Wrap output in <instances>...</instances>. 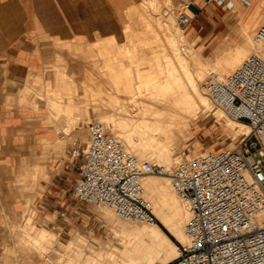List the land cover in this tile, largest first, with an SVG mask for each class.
Listing matches in <instances>:
<instances>
[{
	"label": "bare ground",
	"instance_id": "1",
	"mask_svg": "<svg viewBox=\"0 0 264 264\" xmlns=\"http://www.w3.org/2000/svg\"><path fill=\"white\" fill-rule=\"evenodd\" d=\"M135 2L136 9L133 14L130 13L131 17H128L138 26L142 24L141 28L133 30V24L128 26L125 30L126 40L122 42L123 44H117L114 37L110 36L99 39L94 46L97 55L126 56L130 65L136 68L134 72L129 65L125 66L119 62V71L113 72L111 71L113 63L103 65L106 67L105 71H108L104 75L106 76L104 93L107 95L105 100L108 101L109 107L116 109L115 111L108 114L100 113L98 110L104 95L103 97L102 95L99 97L90 95L91 79L97 75L92 72L102 64L96 60V55L94 57L90 54L91 50L94 51L93 47L89 49V55L86 57L91 68L89 66L85 75L71 78L63 71H58L53 84L49 79L41 77L35 79L32 89L43 91L38 93L46 99L45 104L49 113L47 121L54 122L55 128L64 129L67 124L64 133L73 129L77 137L84 141L82 121L84 118L80 111L89 113L90 108L93 114L91 115L97 119L96 121L109 128L139 161L150 158L154 160L153 162L173 168L182 161L181 150L187 146L186 140L193 133V125L199 114L210 112L211 118L224 121L223 117L226 113L210 100L204 90L206 80L209 78L225 79L248 56L263 52L261 46L253 39L258 21H255L252 16L241 22V17H246L252 7H255V14H257L264 8V0H248L249 6L246 9H242L237 0L231 2L230 11L238 17L241 25L240 39L232 42L228 47L218 45L215 55L204 53L201 49H193L187 41L188 38L186 39L184 29L176 24L172 0H165L167 7L164 18L154 15L155 13L152 15L146 9L143 0H135ZM146 2L153 7V11L160 4V0H147ZM134 18L137 19L134 20ZM260 25L264 26V20ZM142 36L144 39H141ZM251 45L253 51L249 53L248 47ZM140 64H146V67L140 69ZM75 79H79L84 87L85 101L82 110L70 89L71 85L76 84ZM132 86L134 88H131ZM90 101L94 102V105ZM128 102L134 103L135 112L128 109ZM88 105L91 107L88 108ZM65 110L71 112L72 120L64 118L62 114ZM233 120L227 122L232 135L235 137L243 133L247 136L250 132L249 123L243 120ZM65 139V136L61 137L56 144L61 152ZM196 147L192 149V154L198 151ZM227 149L232 148L227 147ZM43 171L48 172L47 167ZM162 176L169 180L145 175L141 178V184L154 218L169 230L176 242L171 240L159 223L154 220L148 222L125 220L118 217L110 207L100 205L105 224L109 225L113 235L119 239V245L104 243L103 246H99L92 264H170L178 259L180 248L177 243L182 245L187 243L185 227L191 216V210L187 200L181 197L173 187L171 177ZM5 217V225L11 230L13 222L7 215ZM253 220L258 226H264V208L255 214ZM32 229L33 225L29 216L23 217L17 228L22 239L40 258L45 256L52 261L56 259L59 264H88L90 258L83 262L80 257L83 253L81 238L69 240L70 248L69 251L64 250L66 259H63L59 258L54 251L53 244L57 233L42 226L38 235L32 237ZM4 253L3 262L7 264L11 260V254L9 255L6 250Z\"/></svg>",
	"mask_w": 264,
	"mask_h": 264
},
{
	"label": "built area",
	"instance_id": "2",
	"mask_svg": "<svg viewBox=\"0 0 264 264\" xmlns=\"http://www.w3.org/2000/svg\"><path fill=\"white\" fill-rule=\"evenodd\" d=\"M193 0H180L177 22L187 25ZM229 0H215L227 7ZM247 5V0H242ZM253 39L262 53L248 56L225 79L209 78L204 90L231 118L249 123L250 132L232 149H208L173 168L139 161L104 124H85L87 141L71 155L80 159L71 195L104 205L125 220L152 221L141 178L169 175L191 216L176 264H264V226L253 218L264 208V26Z\"/></svg>",
	"mask_w": 264,
	"mask_h": 264
},
{
	"label": "rangeland",
	"instance_id": "3",
	"mask_svg": "<svg viewBox=\"0 0 264 264\" xmlns=\"http://www.w3.org/2000/svg\"><path fill=\"white\" fill-rule=\"evenodd\" d=\"M143 1L147 7L146 9L152 15L155 13L154 15H157L160 18H164L163 17L164 12L167 7L165 0L164 1L160 0V4L158 5L159 8L157 6V9L154 10L155 12L153 11V7L149 6V4L146 2L147 0H143ZM233 1L229 0L228 1L229 6L227 5V7L223 9L224 7L216 5L215 0H193L190 9L188 11V15L191 18V21L187 25H180L177 22V11L179 9L180 0H172V10L176 18V24L178 27L184 29L186 39L188 38L187 41H189L193 49L195 50L201 49L204 53L212 55L214 52L213 49L216 50L218 45L220 44L225 45L229 40L238 41L240 39V31L238 29V26L241 28V25L238 22L239 19L238 17L234 16V12L230 11L231 2ZM237 1L242 9L248 8L249 2L247 5H245L242 3V0H237ZM119 2L124 12L126 24H125V29L121 33V35L117 39L114 38V40L117 44L118 43L123 44L126 40V36H125L126 28L128 26H132L133 24V28H134L133 30H136V29H140L142 24L139 23L140 25L138 26L137 23H133L132 20L129 19L131 17L130 13L133 14L134 10L136 9L135 0H119ZM198 2L200 5H209L208 14L210 15V18H212L215 21V23L218 22L221 23L216 26V30L213 31L212 34H210V36L208 37L206 35L207 33L203 34L201 32L199 33L193 32V34H191L193 22L197 17V14L193 9V5ZM255 11H256L255 7L250 8L248 15H246V17L243 18L241 17V22H243V20L246 21L247 19L253 16L255 18L254 20L258 21L255 27V29H257V27L260 26V24L264 20V8L258 11L257 14H255ZM133 17L135 16L133 15ZM136 19L137 18H134V20ZM214 21H212V24L214 23ZM224 23L225 25L228 26L229 29L217 33V31L220 30V28L223 26ZM215 34L218 35L216 36ZM104 38L107 37H98L94 40L95 42L86 41L85 39H81L79 37L76 39L74 38L72 47H75L74 44L78 45L81 53L80 51L75 52V55L74 54L73 55L76 57V59H73L72 58L73 55H71L69 52V47L67 45H63V46L61 45V47L66 50L67 56L65 59L64 55H61L60 58L58 59L60 63L66 64V70L68 73L70 74L76 73L77 75H74L75 77H77L78 75L83 76L88 72L90 66V64L88 65V61L86 59L87 55H89V51H90L89 49L94 48L93 49L94 51L91 50L90 54H92L94 57L96 55L97 56L96 60L99 62V64L101 63L102 64L98 69L92 72L93 74H97V75L91 79L92 84L89 87V92L90 95L93 97H99L100 95H102L103 97L104 95L103 99H101L100 102L101 107L98 111H100V113L104 112L108 114V113H112L116 109L109 107L110 105L108 101L105 100L107 95L104 93L106 89L104 86V81L106 79V76L104 75L106 72L108 73V71H105L106 67L103 65L106 63H113L111 70L113 72L119 71L120 69L118 65L119 62H122L125 66L129 65V67L134 72L136 71V68L134 65H130L129 59L126 56L116 55L115 57V55H110L108 57L106 55H100V54L97 55L94 46L99 42V39H104ZM223 38H226L225 42L220 40ZM141 39H144V37L142 36ZM248 50L249 53L253 51V46L252 45L249 46ZM79 61L83 65V71H82L81 63ZM54 64L55 63L48 65L46 67L45 76L47 78L50 77L49 75L56 69ZM145 67L146 64L139 65L140 69H143ZM80 80H82V78ZM80 80L75 79L76 84L71 85L70 89L75 95V98H77L79 107L82 110L83 108L82 105L84 104L85 99L83 97L84 87ZM131 88H134V86H132ZM36 91L30 88L27 93L28 98L26 99L25 102L20 101V98L23 96V94H21L22 91H20L15 97L8 98V100H10L12 103L11 106L15 107L16 105L17 106L29 105L36 110V113L38 115L36 120L39 123V126L37 127L40 129V132L30 131V133H33L34 138L35 137L37 138L34 139V141L32 142L30 141V143H26L27 146L24 149L23 157L17 159L16 161H12V163L10 162L11 164L9 165V167L7 166L4 167L0 165V264H5V262H3L4 260L3 253L5 252V250L7 251V253H9V255L11 254V260H9L7 264H40L42 261H43L42 264H59L56 259L55 261H52L50 258L45 256L40 258V256L37 253H35V251L31 248V246L22 239V237L18 233L17 228L19 224L22 222L23 217L25 216L30 217V222L33 225V229L31 232L32 237L38 235V232L42 226H44L45 228L47 227L48 230L54 233H57L56 240L53 245H54V251L59 256V258L66 259L64 250L69 251L70 247L68 245H69V240L71 238H75V239L81 238L83 240L82 242L83 253L81 254L80 257L83 260V262H85L87 258L88 259L90 258L88 264H92V261L95 258L99 246H103L104 243L119 245V239L113 235L112 229L109 227V225L105 224V220L102 217L101 206L82 203L78 201L75 197H71L70 200H68L69 206L67 209L57 206L56 207L48 206L46 204L45 188L47 183L51 181L54 175H57L62 172L63 166L66 163H68L70 166L71 163H74L73 168L78 175V166L80 164V159L78 157L72 156L71 151L77 144L80 143L83 144L87 141L85 124L89 121H96L97 119L94 118V116H92L93 114L92 112H90L91 109L89 108L91 106L88 105L89 113L88 112L84 113L83 111H80V114L84 118V120L82 121L84 123L83 128L85 133V140L84 141L80 140V138L77 137L75 130L73 129L68 130L69 132L65 131L64 133L67 124L66 126L64 124L63 125L65 126L64 129H61V128H55L54 122L51 121L52 123H50L49 121H46L48 116V111L45 104L46 99H44V97L38 93V92L42 93L43 92L42 90L41 91L36 90ZM40 96H42V98ZM91 104L94 105V102H91ZM127 105H128V109L130 108V111L135 112L136 108H134L133 102L132 103L128 102ZM215 108L216 107H214V110H216ZM66 112L67 111L65 110V113L62 114L64 118H66L67 120H72L73 115L72 114L70 115L71 112L69 110L67 113ZM223 120L224 121H217L215 118H211L210 112L199 114L195 120V124L193 125V133L186 140L187 146L185 148H182L181 150L182 161L184 159H188L193 155H196L208 149H222L227 147L234 148L235 145L238 144L239 141L246 134L239 133L234 137L227 126V122L234 120L229 116H227L226 114L224 115ZM107 129L110 130L109 128ZM69 134L71 135V137H69L70 136ZM63 136H65L66 139L64 140L63 149L61 148V150H63L62 151L63 154H62V152L57 149L56 144ZM195 146H197L196 148L198 149V151L196 152V154H192V149ZM47 155L48 157H45ZM38 158L44 161L43 166L44 168L47 167L48 172H44L41 167H38L37 169L32 168L35 161ZM145 160L151 162L154 161L150 158ZM148 175L161 179L167 178L162 176L164 174H148ZM167 180L169 179L167 178ZM76 181L77 178L74 181V184ZM71 207L74 208L75 211H69ZM66 210H68L69 212H66ZM79 213L83 214V218H79L78 216H76ZM6 215L11 220V222H13L12 223L13 228H11V230L9 229L10 227H7V225H5L4 220L6 218L5 217ZM153 220L156 223H159L162 230L168 235V237L171 240L176 242V240L170 234L169 230L166 227L160 224V222L157 221L154 217ZM3 221L4 223H2ZM15 226L16 228L14 229ZM177 245L180 249L182 248V244L177 243ZM176 262L177 259L172 261L170 264H176Z\"/></svg>",
	"mask_w": 264,
	"mask_h": 264
},
{
	"label": "crops",
	"instance_id": "4",
	"mask_svg": "<svg viewBox=\"0 0 264 264\" xmlns=\"http://www.w3.org/2000/svg\"><path fill=\"white\" fill-rule=\"evenodd\" d=\"M193 9L197 17L191 34L201 32L210 36L221 23L210 18L209 5L198 2ZM125 24L119 0H0V165L9 167L12 161L23 157L26 143L37 138L30 131L40 132L36 110L29 105L11 106L8 98L22 91L20 101L25 102L35 79L47 78L45 69L53 63L56 69L47 78L52 84L58 71L69 77L77 75L68 73L66 64L59 62L61 55L65 59L67 56L61 45H67L70 54L75 55L80 48L76 44L72 47L74 38L94 41L98 37L112 36L117 39ZM227 29L224 23L217 33ZM238 29L240 31L241 28L238 26ZM220 40L225 42L226 38ZM232 42L234 40H229L224 46L228 47ZM213 51L215 55L216 51ZM74 55L72 58L76 59ZM81 67L83 71L82 63ZM43 162L38 158L32 168L41 167L43 170ZM73 164L66 163L62 172L47 183L48 206L68 208V200L73 197L71 189L78 178ZM69 211L75 209L71 207ZM76 216L83 218L82 213Z\"/></svg>",
	"mask_w": 264,
	"mask_h": 264
}]
</instances>
